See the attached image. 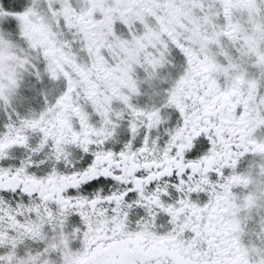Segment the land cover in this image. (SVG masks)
<instances>
[{
	"label": "snow or ice",
	"instance_id": "1",
	"mask_svg": "<svg viewBox=\"0 0 264 264\" xmlns=\"http://www.w3.org/2000/svg\"><path fill=\"white\" fill-rule=\"evenodd\" d=\"M0 264H264V0H0Z\"/></svg>",
	"mask_w": 264,
	"mask_h": 264
}]
</instances>
